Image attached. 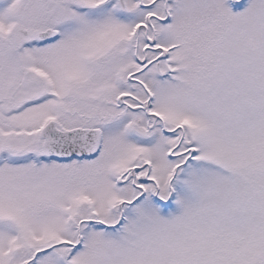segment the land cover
Returning a JSON list of instances; mask_svg holds the SVG:
<instances>
[{
	"label": "snow or ice",
	"instance_id": "6c2138e0",
	"mask_svg": "<svg viewBox=\"0 0 264 264\" xmlns=\"http://www.w3.org/2000/svg\"><path fill=\"white\" fill-rule=\"evenodd\" d=\"M0 264H264V0H0Z\"/></svg>",
	"mask_w": 264,
	"mask_h": 264
}]
</instances>
